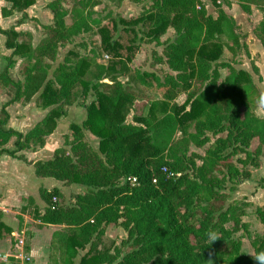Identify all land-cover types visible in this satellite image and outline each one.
Wrapping results in <instances>:
<instances>
[{"label": "trees", "instance_id": "trees-1", "mask_svg": "<svg viewBox=\"0 0 264 264\" xmlns=\"http://www.w3.org/2000/svg\"><path fill=\"white\" fill-rule=\"evenodd\" d=\"M3 1L10 3L8 8L1 7L3 17L32 3ZM250 1L264 3L239 0L243 12H250ZM211 2L215 17L207 14L201 0H153L143 15L123 19L131 24L148 22L146 35L156 43L167 28L173 29V40L161 43L162 57L155 61L165 63L170 71L162 80L154 77L157 81L152 84L146 81L151 74L129 69L130 81L136 79V86L113 80L109 92L98 85L104 74L94 55H76L75 61L65 57L53 71L52 80H46L59 46L90 29L86 4L94 7L97 1L78 0L70 9L62 6V0L48 2L52 22L43 25L35 46L29 40L16 42L13 30L0 28L4 46L10 50L0 72V85L15 87L11 102L26 100L42 87L36 103L49 108L22 133L7 127L6 104L2 105L0 156L26 162L20 152L42 147L67 107L90 90L94 94L84 105L85 120L80 125L69 124L63 145L54 149L51 158L32 163L37 177L84 188L71 205L58 200L62 197L58 188H40L39 197L45 204L42 212L32 197L25 198L23 209L30 208L40 225L62 226L52 234L49 264H209L210 252L214 264H254L250 255L241 252L240 238L234 236L243 231L250 238L249 225L242 220L249 203L228 199L240 181L251 179L247 166L259 167L264 116H256L253 110L261 107L264 111V93L257 90L249 72L233 67V55L245 45L239 42L233 19L217 0ZM100 32L103 49L119 56V45L110 41L107 29L101 27ZM253 34L264 49V20L254 27ZM14 55L27 60L21 70L22 82L9 76ZM220 68L227 71L222 80ZM112 69L113 65L107 67ZM180 91L185 100L177 104ZM147 92L168 102L169 109L149 124L141 115H133L129 122L133 103L146 98ZM151 112L152 107L149 115ZM84 130L97 139V150L86 141ZM9 141L13 149L6 147ZM253 143L256 146L250 149ZM207 144L203 154L191 149ZM257 183L264 186L262 178ZM256 214L262 231L251 238L253 255L264 250V206ZM110 224L126 232L121 246L128 250L99 247ZM211 230L221 239L205 248ZM81 250L85 252L75 263Z\"/></svg>", "mask_w": 264, "mask_h": 264}, {"label": "rangeland", "instance_id": "rangeland-1", "mask_svg": "<svg viewBox=\"0 0 264 264\" xmlns=\"http://www.w3.org/2000/svg\"><path fill=\"white\" fill-rule=\"evenodd\" d=\"M53 0H32V3L24 10H14L13 13L9 16L3 17L1 15V7H10V3L0 1V27L4 30L11 29L16 33L15 38L13 39L16 42L30 41L32 46H35L43 34V25H48L52 22V14L47 7V3ZM87 1V0H84ZM91 1V0H88ZM98 4L94 7L86 4L87 10L90 11L89 22L91 27L88 31L81 32L79 35L72 38V40L68 43H64L59 46L57 56L55 61L51 62L50 67L47 70L46 80L53 78V71L57 67V65L63 62L64 58L69 61H75L77 57H84L86 55H94L95 60L103 67L104 77L98 84L100 89L103 91H110V84L113 80H118L123 84H130L132 86H136L137 80L133 79L130 81V73L128 70L130 69L138 71L139 73H148L152 76L148 75L146 77V81L149 83H155L157 78L162 80L164 75L169 72V68L165 63L155 64L157 57H162L164 45L161 44L165 41L173 40L175 34L171 27L167 28L164 35H162L159 39V42L156 43L152 41L149 37H147L146 32L148 30L149 24L148 22H140L137 24L131 23H123L124 20L134 19L140 15H143V11L148 9L153 0H95ZM206 8V12L208 15L215 16L216 8L212 5L211 0H201ZM78 0H62V6L66 9H70L72 5L76 4ZM249 2V1H248ZM250 6H252V14L251 19H248V22L243 23V30L246 31V35H251L252 27L257 25L261 20H264V3H257L255 1H250ZM104 27L107 29L110 41L115 42L119 45L117 51L119 56L115 55L113 51H105L101 45V32L100 28ZM236 33L241 37V44H245V46L239 47L237 53L233 55L232 65L236 69L246 68L250 73H252V80L257 88V90L261 93H264V77L255 72V69L252 71V64L250 66V62H260L258 59V55H254L252 61H250V54L247 53L249 50V44H247L248 40L245 39L242 34V31L237 27ZM30 35V37L28 36ZM5 37L0 34V72L2 68L6 64L5 57L10 52L9 49L4 47ZM247 42V43H246ZM251 48L256 50L260 47V43L254 38V40L250 43ZM252 50V51H253ZM10 54V53H9ZM8 54V55H9ZM164 59V58H163ZM14 65L9 70V76L12 81H23L22 76V67L27 63V60L22 57H18L17 55L13 56ZM263 67V75H264V59L261 61ZM260 63V64H261ZM113 65L112 70H107V67ZM220 79L222 80L226 75V69L220 68ZM254 72V73H253ZM42 87L33 94L30 98L26 100H20L11 102V99L15 93V87L12 85L2 86L0 85V119L3 117V113L1 112V107L5 103L7 106L11 105L9 108L12 114H16V117L23 115L22 108L27 109L28 105H33L34 102L37 101V96L41 92ZM94 94L92 90L88 92L85 98L80 97L76 103V107H80L79 111H77L76 115H73V118H80L82 115L81 108L84 107L83 104L86 101H90L93 99ZM185 100V93L179 92L175 98V103L182 104ZM21 103V105L19 104ZM152 107V115H149V109ZM170 107V104L162 101L157 95H153L150 92H147L146 98H140L133 103L131 111L127 115V120L132 122L133 115H141L146 119L148 124L159 118L164 112H166ZM188 109V106L186 107ZM254 114L259 117L264 116V111L261 107H257L253 110ZM55 134V133H54ZM47 137L46 143L50 145V148L53 145H60L61 137L60 133L56 135V137L52 136ZM84 135L86 141L97 150L98 142L97 139L87 130H84ZM178 135V134H177ZM208 146L205 145L203 148L191 147L192 150L198 152L199 154H203L204 148ZM256 143H253L250 149L255 148ZM6 147L13 149L12 141H9ZM50 153V150L47 149ZM261 156L264 160V149L262 151ZM260 156V158H261ZM9 157V156H7ZM10 159L5 160L3 162V169L8 171V174L14 176L17 174L20 169L29 168L32 171V167H26L24 164L12 157ZM235 160V158H233ZM200 161L197 160V163ZM239 166V164H238ZM247 169L255 172V168L247 166ZM259 174V173H258ZM257 178V175H254V179ZM241 183L243 185L241 188L238 185ZM230 185V183H228ZM45 186H48L45 184ZM259 185L257 182L252 180H242L237 184L236 189L233 192H230V197L228 201L233 200H243L246 199L249 202L248 207L246 208V213L242 216L243 221L248 222V231L251 234L250 238H248L243 231L237 232L234 236L236 238H240L241 240V252L246 255H253V250L250 244L251 238H254L258 232L262 230V225L258 220L256 211L258 208L264 206V192H258ZM61 192L62 197L58 200H62L63 205H71L73 203V198L76 194L83 192L84 188L81 185L73 184V185H63L61 184ZM30 190V189H28ZM14 198L7 197V200L11 202ZM44 204V203H43ZM30 210V208H29ZM226 225H230L229 222ZM61 230V228L59 229ZM58 230V231H59ZM22 235V229L19 235H15L11 237L10 235V245L12 248H15V245L20 236ZM7 236V235H6ZM126 237V232L119 226L110 224L106 227L104 231V235L100 237L99 247L108 248L113 251L114 247H121L122 251L128 250L126 246H121V241ZM26 240L25 238H23ZM9 244V242H8ZM1 246V244H0ZM4 249V244H2ZM2 247H0V250ZM85 250H81L79 256L82 255ZM56 256V253H54ZM17 258H8L7 264L16 263ZM28 264V263H26Z\"/></svg>", "mask_w": 264, "mask_h": 264}, {"label": "crops", "instance_id": "crops-1", "mask_svg": "<svg viewBox=\"0 0 264 264\" xmlns=\"http://www.w3.org/2000/svg\"><path fill=\"white\" fill-rule=\"evenodd\" d=\"M217 3L220 4L223 12L233 19L236 28L238 27L242 31L241 35H243L245 39L247 38L248 43L247 42L246 43L249 44L248 53L250 54V61H252L253 56L256 54L258 55V59L262 61L264 59V49L261 46V44L260 47H258L256 50H253L250 44L254 40V38L259 42V40L253 34V29L256 25L252 27L251 35L247 36L246 31L243 30V26H244L243 23H246L248 22V19H251L250 17L252 14L253 7L250 6V12L245 13L243 12V10L239 5V0H217ZM239 42L241 43L240 36H239ZM8 54L3 56L6 57ZM261 61L260 62L256 61L252 63L250 62V66L252 64L251 67L252 71L254 70L255 67L258 70L257 72L264 77ZM241 69L249 72L246 68H241ZM250 74L252 75V73ZM90 101H86L83 104V106L87 105ZM19 104L21 105L20 102ZM11 105L7 106L6 104L4 107V110L8 115L7 127H11L12 129L22 133L26 132L36 122H38L41 118H43V116L49 110V108L43 109L37 106V103L34 102L33 105H28L27 109H24L25 107L22 108L23 115L16 117V114L15 115L12 114L9 109ZM75 105L76 103L71 106H68L65 115L61 116L56 121V128L52 132L53 134L54 133L55 134L52 136L56 137V135L60 133V137H61L60 145H53L50 148L48 142L46 143L47 137L50 136L48 135L45 138V144L42 147L36 148L34 150L24 149L20 152V154L24 155L26 162L19 159L17 160L21 161L26 167L31 166L32 171L29 170V168L25 169L22 167L17 174L11 176L8 174V171H5L3 169L4 167L2 166L5 160L10 159L9 158L10 156L7 157L8 155L6 154H2L0 156V225H1L0 247H2V249L0 250V264H7L9 257L11 258L13 257L15 259L17 258L18 261H16V263L14 264H26V263L49 264L50 262L52 234L55 231H58L60 228H62V226L55 224L40 225L37 220H34L32 218V215L29 212V210L23 208L26 205L25 198L32 197L34 203L42 212L43 208L45 207V204H43V201L39 197V193H38L39 189L40 188L51 189L52 187H56L60 191L62 190L61 189L62 182L49 177L35 176L32 163L37 160H46L51 158L54 149L61 147L63 145V136L69 134V130H68L69 124L77 123L80 125L83 122V120H85L86 111L84 107L81 108L83 112L80 118L78 117L73 118V115L74 114L76 115L77 111L80 110L79 109L80 107H76ZM47 149L50 150V153L47 151ZM254 170L255 172H257V174L254 173L253 171H250L251 179L249 180H252L254 182H257L260 178L264 180V160L262 156L260 158L259 167L255 168ZM254 175L255 176L257 175L256 179H254ZM45 184L48 186H45ZM243 185H241L240 183L238 187L240 186L241 188ZM258 188L259 189L257 194L260 192L261 193L264 192V186L259 185ZM7 197L8 198L13 197L14 199L11 202H9L7 200ZM246 201L248 203L250 202L248 200ZM21 229H22V235L20 236L21 238L18 239L15 248H12V245H10V241H9L11 239L10 236L13 237L15 235H19ZM261 231L258 232V234H260ZM23 238H25L26 240H24ZM2 244H4V249ZM80 252L81 251H79V253ZM77 261L78 259L76 258L75 263H77Z\"/></svg>", "mask_w": 264, "mask_h": 264}, {"label": "clouds", "instance_id": "clouds-1", "mask_svg": "<svg viewBox=\"0 0 264 264\" xmlns=\"http://www.w3.org/2000/svg\"><path fill=\"white\" fill-rule=\"evenodd\" d=\"M221 239L219 234L215 230H211L206 235V247H209L216 240ZM210 258L206 259L209 264H214V260L211 258L212 253H209ZM250 258L254 261V264H264V250L257 251L255 255H250Z\"/></svg>", "mask_w": 264, "mask_h": 264}, {"label": "built area", "instance_id": "built-area-1", "mask_svg": "<svg viewBox=\"0 0 264 264\" xmlns=\"http://www.w3.org/2000/svg\"><path fill=\"white\" fill-rule=\"evenodd\" d=\"M162 170H163V171H167V169H165V168H162ZM130 181H131V182H134V181H135V179H134V178H131V179H130ZM52 200H53V201H55V200H56V198H55V197H53V198H52Z\"/></svg>", "mask_w": 264, "mask_h": 264}]
</instances>
